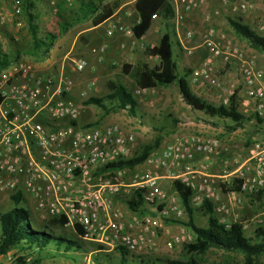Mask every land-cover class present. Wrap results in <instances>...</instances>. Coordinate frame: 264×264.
Listing matches in <instances>:
<instances>
[{
    "label": "built area",
    "instance_id": "2783aa9c",
    "mask_svg": "<svg viewBox=\"0 0 264 264\" xmlns=\"http://www.w3.org/2000/svg\"><path fill=\"white\" fill-rule=\"evenodd\" d=\"M8 1L12 16L20 19L23 0ZM74 1L65 0L68 6ZM169 1L175 14L172 21L179 45L192 54L195 48L187 43L195 32L187 30L182 34L181 27L186 15L197 11L202 1ZM219 1L232 16H245L256 9L252 1ZM220 14L219 10L214 12V15ZM5 19L6 15L0 12V21L3 23ZM139 23L138 18L130 26L112 21L107 36L113 38L116 33L135 36L133 27ZM17 26H21L20 21ZM256 33L264 37V20L257 25ZM143 39L144 36L140 38ZM202 48L208 55L191 70L190 84L199 90H223V94L217 96L219 106H229L235 97L240 113L255 116L264 129V70L258 66L257 56L214 28L204 31ZM105 53L104 45L91 49V54L100 62ZM67 61L76 72L87 68L85 60L69 53L63 59L58 77L39 71L35 63L27 60L11 62L0 71V193L22 194L23 198L32 196L37 208L44 212L45 220L65 219L66 228L82 229V239L96 244L102 251L122 248L130 255L148 256L160 250L162 234L170 235L166 242L170 251L194 242L188 228L170 234L167 220L183 219L186 210L179 194L165 192L162 179L178 181L190 189L192 209L199 210L206 202L212 203L222 225L230 229L238 223L244 233L247 231L251 222L233 221L232 207L241 203L239 193L230 191L226 202H222L207 174L210 164L206 159L229 150L216 136L200 132L177 136L159 155L146 161L148 168L130 172L133 177L130 186L125 184L127 169L104 171L133 152L136 136L126 133L118 124H78L79 105L64 96L74 87L73 80L65 73ZM232 66H236L238 78L222 88L218 71ZM88 86V89L95 88L96 83L91 81ZM153 90L137 88L134 96ZM87 96L88 90L80 93L83 99ZM161 169L164 173L154 172ZM234 176L241 179L242 193L250 197L264 195V143L255 144L246 162L234 171L224 169L219 178L229 182ZM139 190L143 191L145 208L152 213L145 216L135 213L131 220L125 221L112 197L127 200ZM256 223L264 227V213L257 217ZM26 261L31 262L32 257H27ZM86 261L94 264L90 257Z\"/></svg>",
    "mask_w": 264,
    "mask_h": 264
},
{
    "label": "rangeland",
    "instance_id": "374dc122",
    "mask_svg": "<svg viewBox=\"0 0 264 264\" xmlns=\"http://www.w3.org/2000/svg\"><path fill=\"white\" fill-rule=\"evenodd\" d=\"M79 1L80 0H75L72 6H68L65 0H34V15H36L37 17L36 22L39 25L41 35L45 36L46 34H54L58 37L59 34L62 35L64 31H69V29L71 30V32H74L76 30L75 25L77 24L76 19L79 8ZM107 1L110 0H105V2ZM200 1H202L201 7L197 11H195V14H198V16L201 14V21L199 22L197 20V16H190V18L186 17L184 25L181 27L182 34L187 30H192L197 36L200 33H204L207 28H214L220 34H224L230 39H233L235 43L246 52L256 55L258 66L262 70H264V54L252 49L246 40H243L236 35L229 24V18H232L241 21L243 24L249 26L253 31L256 32L257 25L262 20H264V0H246L254 2L256 5V9L252 13L245 16L230 15L226 11V8L221 5L219 0ZM61 7L63 8L62 10L60 9ZM129 7L132 8L133 5H129L126 8ZM216 10L221 11V14L218 16L214 15V12ZM0 12L6 15V19L4 20V22L2 23L0 21V51L4 54L9 55L11 62H14L16 60H27L38 65L52 59L56 61V65L62 64L64 55L56 56V46L58 44L57 39L49 43L46 51L42 50L38 54L33 53V40L28 24V16L25 14V12L20 17V19L14 18L12 16V9L8 0H0ZM18 21L21 22V26H17ZM66 24H70L71 27L68 26V28L64 30L63 28ZM157 26H161V29H165V31L167 32H172L175 30L173 21L167 22L158 19L157 22L155 21L153 24L154 31L156 30ZM200 49H202V51L207 54V52L203 48ZM173 50L174 54L176 55L177 48L175 46ZM76 57L81 58L87 62L86 70L81 73L76 71L74 72L72 70V63L67 61L65 73L74 82V87L72 90L75 89L76 93L79 95L77 100L75 101L80 108V117H82L85 121V124L83 123L82 125H101L106 120H108L110 116L107 117L108 115H106L104 111L96 106H88L85 104L86 100L90 97L102 98V96H94L96 94L89 92L87 98L83 99L80 97V93L85 91V89L87 90V82L94 79V77L88 74L89 70H91V66L87 58H83L80 56ZM201 57L202 58L200 62L204 60L207 55L203 54ZM95 60L97 63L99 62L96 57ZM73 73L82 76L80 83L81 85H77L79 84V82L76 80V77ZM227 74H231V76L224 77ZM218 76L222 82V88H224L225 86L230 85L237 80L238 71L236 66L221 68L218 71ZM198 92L205 94V96L207 97L210 95L218 96L220 94H223V90L218 89H200ZM174 93L175 99H179L180 96L179 94H177L178 92H175L172 89L159 88L154 95L155 97L153 96V98H156V100H153V106L155 107V109L162 108L163 99L172 97ZM150 96L151 92H147L142 98L139 97L138 100L144 101ZM105 98L106 97H104V99ZM105 103L110 108H116L117 106V102L115 101L106 100ZM210 103L219 106V101L217 98L214 100L212 99ZM176 108L179 110L178 112L175 111L174 113L173 110L169 111V109H167L164 110L161 118L156 119L155 121L149 119L150 124L153 125L154 128L153 130L151 129L148 132V136H146L145 141L149 144H152L156 141V139H160L161 144L167 146L172 143L174 139L179 135L187 133H197V131H188L187 124L189 122L194 121L197 125L202 124L204 126H207L205 129H208V127L211 128V131L213 133L211 134V136L220 138L229 149L227 152L218 157H211L206 159V162L210 164V168L208 169L209 171H212L216 166L219 167L217 174L220 175L223 173L224 169L234 171L249 158L250 151L253 149L255 144L264 143V129L253 115H243L245 117L243 125L237 130L230 131L227 127L233 126V122L231 120L210 118L198 111H195V113L192 115H189L190 113L188 115H185L184 110L180 109L182 108L180 107V102L176 106ZM127 111L128 110L117 109L116 111L112 112V114L118 113L121 118H132ZM169 113H172V115L169 116ZM196 113H200L202 116H198ZM212 129H214V131ZM135 154L133 153V156ZM235 161H238V163H235ZM211 179L215 180L213 181V186L222 202H226L227 195L230 191H237L239 193L241 203L232 207V215L234 216L233 221L236 220L251 222L249 228L247 229V231H245V235L247 238L254 240V242H259L260 240L255 237V233L259 228L264 229V227L259 226L258 223H256V220L260 214L264 213V195L263 198L259 201L251 198L247 194L242 193L240 189L241 179L238 176H234L229 182H225L224 179H221L219 177ZM162 187L168 195H172L171 190H169L166 185H163ZM24 199L25 202L17 205L13 201L12 197L7 198L4 202L0 203V212H5L16 207H24L27 211L30 212L29 206L26 203V198L24 197ZM112 200L115 207L116 201H119V203L123 206V211L121 210V212L131 220L133 214L132 216H130L131 211L126 204V200L118 196L112 197ZM150 213H152L151 210L146 209V212L143 216ZM195 215V223H197L198 226L206 227L208 216L202 211H196ZM187 221V215L183 219L179 220L173 218L168 219L167 225L169 227L170 234L176 232L178 230L177 228H179L178 226H185L184 224ZM60 231L64 233L66 237H73V230L70 228L56 230V232L58 233ZM169 238L170 235L162 234L159 240L160 250L158 252H154L148 256L143 257L130 255L128 257V264H167L169 261H179L186 259L184 255L185 245H180L172 251L166 248V242ZM85 244L86 249L82 252H70L64 254V256L62 257H55V252L44 253L41 258H39L36 253L31 254L32 261L42 259L40 264H87L86 259L90 257L94 264L123 263V259L121 258L119 251L94 253V251L98 248L97 245L92 242H86ZM20 256H24V254L16 251L10 252L9 254L0 257V264H15L16 260ZM32 261L30 263H32ZM196 262L197 264H243L244 258L242 255L228 253L218 249H211L205 255L198 256L196 258ZM257 264H264V255L257 260Z\"/></svg>",
    "mask_w": 264,
    "mask_h": 264
},
{
    "label": "trees",
    "instance_id": "16d2710c",
    "mask_svg": "<svg viewBox=\"0 0 264 264\" xmlns=\"http://www.w3.org/2000/svg\"><path fill=\"white\" fill-rule=\"evenodd\" d=\"M123 0H115L106 3L105 0H80L76 21H86L92 18L93 26H99L109 20L120 7ZM136 19H140L139 24H135L133 32L136 38L145 36L151 29L154 19L161 18L164 21L173 20L175 14L169 0H137L135 2ZM34 0H23V13L28 16V24L33 40V53L38 54L48 48L49 43L53 42L57 35L46 34L42 36L40 28L34 15ZM63 9L62 7L60 8ZM229 24L238 37L246 40L249 46L257 52L264 54V37L258 35L249 26L241 21L229 18ZM71 26L66 24L64 30ZM173 36L166 32L154 48L147 47L146 53L149 56L158 57L160 64L156 67H150L141 63L136 67L124 65L123 73L128 76L132 82L126 87L120 82L110 84L111 94L105 99L90 97L85 104L100 108L106 115L117 109L128 110L131 115L136 112L137 101L134 91L141 89H156L159 87H168L172 84H178L184 102L193 110L203 113L210 118H219L231 120L233 126L227 127L230 131L237 130L243 125L245 117L239 111L237 99L232 98L229 106H217L198 97L190 87L188 82L191 70H188L182 76H179L178 64L174 54ZM9 55L0 51V71L10 65ZM64 96L68 97L67 94ZM106 100L117 102L116 108L108 107ZM129 107V109H128ZM260 123V120H258ZM160 139L152 144L145 145L141 151L132 158H123L120 161L107 166L105 170L133 169L143 164L149 156L160 146ZM174 188L181 198V202L186 210L188 221L184 224L194 235V242L184 246V255L186 259L179 261H169L167 264H197L196 258L205 255L211 249L223 250L228 253L242 255L243 264H257V260L264 255V229L259 228L255 237L259 242H254L246 237L242 226L238 223L233 224L230 229L222 225L214 213L212 203L206 202L199 209L194 210L190 206V189L186 188L180 182H174ZM142 190L135 191L132 196L126 200L128 208L135 213L144 215L146 205L142 198ZM255 200H261L263 194L251 197ZM13 201L20 205L25 202L22 194L12 196ZM196 211H202L208 216L207 227H199L194 220ZM37 226V227H35ZM66 229V220L53 218L39 225L33 219L31 213L24 207H16L11 210L0 212V257L10 252L16 251L23 253L24 256L18 257L15 264H40L42 259L27 262V257L31 254H37L39 258L44 253L55 252V257H62L70 252H82L86 249V241L82 239L84 232L75 227L73 237H66L61 231ZM98 249V248H97ZM96 249V250H97ZM102 250V248H99ZM123 259L122 264H128V253L124 249H118Z\"/></svg>",
    "mask_w": 264,
    "mask_h": 264
},
{
    "label": "crops",
    "instance_id": "0c3cea01",
    "mask_svg": "<svg viewBox=\"0 0 264 264\" xmlns=\"http://www.w3.org/2000/svg\"><path fill=\"white\" fill-rule=\"evenodd\" d=\"M113 1L115 0H110V1H107L106 3H110ZM136 1L137 0H132V1L123 0V2H121L120 7L115 11L114 15L109 20H107L105 23L99 26H93L92 18L86 21H79L75 25L76 30L74 32H71V30L69 29V31L68 30L64 31L62 35L59 34L58 37L56 38L58 40V44L56 46V50H57L56 56L64 55L65 57L67 54L72 53L74 56H80L83 58L85 57L87 58L91 66V70H89L88 74L94 77V79H92L91 81L96 83V87L88 89L89 88L88 84L89 82H91L89 81L87 82L86 88L88 90V93L91 92V93L96 94L94 96H102V98L107 97L112 92L110 89V84H113L116 82H120L121 84H124L126 87L129 86V82H132V80L123 73L124 65H131L134 68L138 64H141V63L147 64L150 67H156L160 64V60L158 57L147 55L146 48L147 47L154 48L155 46L159 44L161 37L163 36L164 33L167 32L165 31V29H161V26H157L156 30L154 31L153 25H152L151 29L144 36L143 40H140L136 38L135 36L127 37L121 33H116V35L113 38L107 36V28L109 26V23L112 21H120L123 24L128 25V26L134 23L135 18H136V14L134 13V8L132 9L131 7L129 8H126V7L129 5L134 6ZM190 16L192 17L197 16V20L199 22L201 21V14L198 16V14H195V12H192L186 15V17L188 18H190ZM158 19L162 20L161 18L157 17L154 19V22L155 21L157 22ZM170 33L172 34L173 40L175 42L174 46L177 48V53L175 55V58L178 64V72H181L179 73V76H182L183 74H185L186 71L193 69V67H196L199 64L202 58L201 56L203 54L208 55L204 53L202 49H200L202 48L203 33H200L197 36L195 35L196 37L194 36V38L187 43L188 45H191L190 47L193 46V48H195L192 54L187 53L185 50H183L180 47L179 42H178V37L176 34V30ZM102 45L106 46V53L103 57V60L97 63L95 60V56H93L90 53L91 51L90 49L94 47H99ZM217 63L218 65H220L219 61H217ZM56 64H57L56 61L51 59V60L45 61V63L38 64V65L35 64V65L37 66L39 71L50 74L54 77H58L61 73L62 64L61 65H56ZM188 68H191V69H188ZM72 70L74 71V68ZM73 74L75 75L76 80L79 82V84L77 85L78 86L81 85L80 83H81L82 76L75 74V73ZM227 76H231V74H227L224 77H227ZM189 78H190V74L187 79L190 84ZM190 87L198 97H201L204 100H207L210 102L212 99L214 100L217 98V96L215 95H210L207 97L205 96V94L201 92L199 93L198 92L199 90L196 87L192 86L191 84H190ZM159 88L172 89L173 91L178 92L177 94H179L180 97L179 99H175V93H174L172 97L163 99L162 108L155 109V107L153 106L154 104L153 100H156V98H153V96L156 94ZM159 88H156L153 91H151V96L144 101L138 100L139 97L135 96V99L137 101V107H136L135 114L131 115L129 111H127L128 114L131 115L132 118L130 119H126L123 117L121 118L118 113H115V114L110 113L107 116V117L110 116V118L106 120L104 123H102L101 126L118 124L123 128V130L126 133H134L136 136V144H135L134 150L137 152V151H141V149L145 145L149 144L145 141L146 140L145 138L146 136H148V132L151 129L153 130L154 128V126L150 124L149 119L155 121L156 119L161 118L162 114L164 113V110H167V109H169V111L173 110L174 113L175 111L178 112L179 110L176 108V106L179 104V102H180V107H182L180 109L184 110L185 115L186 114L188 115L189 113H190L189 115H192L195 113V110H193L190 106H188L184 102L181 92H180V87L178 84L175 83L168 87H159ZM67 95L73 100H77L79 96L76 93L75 89L71 90ZM143 96H140V98H142ZM196 114L198 116H202L200 113L199 114L196 113ZM168 115L171 116L172 113H169ZM83 123L85 124V121L82 117H80L78 120V124L82 125ZM187 125H188V131L190 132L191 130L197 131L200 133L207 134L209 136L213 134L211 131V128L208 127V129H205L207 126H204L202 124L197 125L194 121L189 122ZM212 130L214 131V129ZM165 147L166 146L164 144H160L159 148L155 150L149 156V158L159 155V153ZM134 150L132 153L127 154L125 158L126 159L132 158ZM146 161L143 164L133 169H127V177L125 179V184L127 186L132 185V182H133V177L130 172L133 170H143L145 168H148ZM218 170H219V167L216 166L212 171L208 170L207 174L211 178L220 177V174H217ZM154 172L158 174L164 173L162 169L158 171L154 170ZM212 181H215V180L212 179ZM160 182L162 186L166 185L169 188V190H171L172 194H178L174 188V181L162 179ZM10 197L12 196H10L9 194L0 193V203L4 202L7 198H10ZM25 198H26V203L29 206L31 215L33 219L36 221V223L41 225L44 222H46L47 220L44 219L45 217L44 212L40 211L37 208L35 199L30 195H26ZM116 207L120 208V210L123 211V206L119 203V201H116ZM130 214H131L130 216H132V214L134 215L135 212L131 211ZM123 217L125 221L129 220V217H126L125 215ZM194 217H196L195 214H194ZM207 224H208V219H207ZM207 224H206V227H207ZM178 227L179 228L177 229L186 228L185 226H178ZM114 251H119V250L117 249ZM99 252H113V251H102V250L99 251L98 249L94 251V253H99ZM119 254L120 256L122 255L120 251H119ZM129 256L130 254L128 255V257Z\"/></svg>",
    "mask_w": 264,
    "mask_h": 264
}]
</instances>
